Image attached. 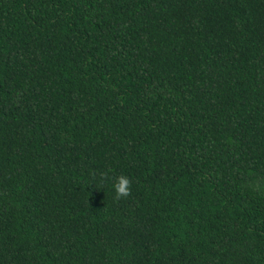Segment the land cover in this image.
<instances>
[{
    "label": "trees",
    "instance_id": "1",
    "mask_svg": "<svg viewBox=\"0 0 264 264\" xmlns=\"http://www.w3.org/2000/svg\"><path fill=\"white\" fill-rule=\"evenodd\" d=\"M0 264H264V0H0Z\"/></svg>",
    "mask_w": 264,
    "mask_h": 264
},
{
    "label": "clouds",
    "instance_id": "2",
    "mask_svg": "<svg viewBox=\"0 0 264 264\" xmlns=\"http://www.w3.org/2000/svg\"><path fill=\"white\" fill-rule=\"evenodd\" d=\"M129 183V179L124 175H120L115 178L113 188L117 196H127L129 194Z\"/></svg>",
    "mask_w": 264,
    "mask_h": 264
}]
</instances>
